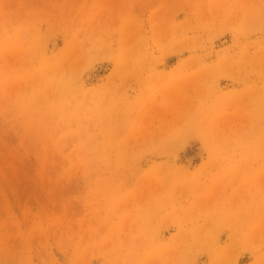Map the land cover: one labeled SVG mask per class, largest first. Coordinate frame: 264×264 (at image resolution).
<instances>
[{
  "label": "rangeland",
  "instance_id": "374dc122",
  "mask_svg": "<svg viewBox=\"0 0 264 264\" xmlns=\"http://www.w3.org/2000/svg\"><path fill=\"white\" fill-rule=\"evenodd\" d=\"M0 264H264V0H0Z\"/></svg>",
  "mask_w": 264,
  "mask_h": 264
}]
</instances>
